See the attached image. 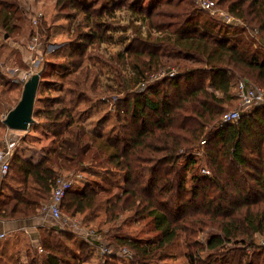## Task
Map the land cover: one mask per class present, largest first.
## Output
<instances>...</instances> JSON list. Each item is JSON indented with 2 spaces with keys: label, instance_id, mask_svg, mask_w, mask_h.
<instances>
[{
  "label": "trees",
  "instance_id": "trees-1",
  "mask_svg": "<svg viewBox=\"0 0 264 264\" xmlns=\"http://www.w3.org/2000/svg\"><path fill=\"white\" fill-rule=\"evenodd\" d=\"M234 1L218 0V4L231 7ZM247 1L246 13H238L241 22L227 24L229 28L194 0L148 4L140 0L125 5L161 32L146 37L137 33L126 47L128 54L145 55L157 65L173 64L175 75L151 84L141 81L138 90L127 92L118 101V130L110 135L88 128L73 106L39 112L46 126L58 128L55 140L39 160L14 152L0 191V216L39 214L60 177L84 173L82 186L66 193L62 209L87 216L100 210L106 223L118 221L128 211L135 222L147 220L144 226L155 231L153 236L140 237L123 232L121 223L116 231L107 232L109 244L128 247L134 255L106 257L104 264H170L166 260L175 254L169 251L181 245L178 241L185 247L187 264H264L260 261L264 256V104L237 121L221 120L224 96L230 95L234 84L237 87L239 78L251 76L264 84V45L256 43L258 37L264 39V0ZM85 7L95 17L99 37L106 38L108 25L102 16L115 5ZM18 12L17 0H0V25L13 29ZM83 94L79 93L78 103ZM4 109L0 102V114ZM4 116L0 129L7 131L0 134V148L10 130ZM200 147H205L203 158L212 173L199 168L202 157L194 152ZM11 169L17 187L8 192ZM116 172L122 180L108 183L104 174ZM87 173L100 180L91 183ZM202 233L203 241L198 238ZM40 234V249L30 247L24 263L17 260L15 241H0V264L102 262L82 238L76 248L78 238L69 229L46 228ZM238 251H243L240 256Z\"/></svg>",
  "mask_w": 264,
  "mask_h": 264
},
{
  "label": "rangeland",
  "instance_id": "rangeland-1",
  "mask_svg": "<svg viewBox=\"0 0 264 264\" xmlns=\"http://www.w3.org/2000/svg\"><path fill=\"white\" fill-rule=\"evenodd\" d=\"M17 1L19 12L14 17L13 29L8 30L0 25V102L6 108L0 116L6 115L7 109L13 108L18 103L24 83L32 74L39 72L41 80L36 95L34 122L28 130H12L10 137L18 140L16 151L25 153L31 159L39 160L48 152L55 140L54 131L58 130L45 125V119L40 115L42 111L73 106L76 117H81L88 128L110 135L118 130L119 114H121L118 101L127 92L138 90L141 81L151 84L155 80L173 74L176 70L173 64L157 65L145 55H130L126 51V47L135 41L137 33H140L141 37H146L149 33L153 36L161 33L150 27L147 21L144 23L138 19L135 13L125 6L140 0H83L84 5L80 0ZM120 1L123 5L118 4ZM148 1L151 0H146L145 4H148ZM88 3L97 8L102 5H115L114 9L106 11L102 16V20L108 25L106 38L99 37L100 31L95 23V17L92 11L85 7ZM219 6L223 9H232L236 15L244 14L248 8V1L235 0L231 7H227V3H219ZM224 24L226 26L228 23ZM229 30L233 28L230 27ZM94 36L96 38H93ZM91 38L94 41L92 43ZM258 38L256 42L258 46L264 45V39ZM119 53H122L123 57L118 58ZM178 72L183 70L178 68ZM246 78L252 84L264 85L251 76L241 77L236 83ZM80 92L84 94L78 103L77 97ZM217 94L222 96L221 92ZM224 97L226 111L239 107L236 84L233 85L230 95ZM5 131L7 129H0V134ZM204 149L205 147H200L194 153L202 157L199 165L201 172L208 174L207 170L211 173L212 171L203 158ZM13 161L11 164L14 166ZM11 170L8 192H11V188L17 187L13 179L15 169ZM95 170L105 172L101 167H96ZM87 174L91 183L95 182V179L100 180L93 174ZM104 176L108 177V183L122 180L118 172L105 173ZM84 179L86 175L81 173L75 187L82 186ZM63 215L67 222L64 219L62 222L78 238L76 248L82 237L78 231H72V223L75 220L80 226L94 228L103 234V239L106 241L107 232L116 231L115 227H120L121 223H123V232L131 231L140 237H150L155 234L151 227L144 226L147 220L140 219V222H135L128 211L121 215V219L111 223L105 222L106 214L100 210L87 216L81 213L71 215L63 208ZM205 236L206 234L202 233L198 238L203 241ZM178 242L181 245L169 251L174 252V257L166 261L170 264H187L183 242ZM68 243L73 244L72 240H68ZM73 246L75 247V244ZM242 252L238 251V256ZM260 261H264V256Z\"/></svg>",
  "mask_w": 264,
  "mask_h": 264
},
{
  "label": "built area",
  "instance_id": "built-area-1",
  "mask_svg": "<svg viewBox=\"0 0 264 264\" xmlns=\"http://www.w3.org/2000/svg\"><path fill=\"white\" fill-rule=\"evenodd\" d=\"M199 8L205 9L212 15H216L223 22L230 25L241 22V19L232 9H223L219 6L218 0H194ZM33 49L35 46H31ZM171 72V71H170ZM176 72V70H175ZM175 72L173 74H175ZM171 74V75H173ZM237 99L239 107L224 112L221 120L222 122H234L240 119V117L247 112H250L257 104H264V87L252 84L247 80H240L236 87ZM18 146V140L7 139L4 145L0 148V174L5 175L10 169V160L12 155ZM208 171V170H207ZM210 171H208L209 173ZM81 173L70 175L67 177H60L57 180L56 186L52 192L51 198L44 203L41 208V216L44 219L51 220L52 226L57 229H68L62 222L64 218L62 204L66 193L75 188L79 182ZM73 230L78 231L82 239L91 245L96 252L102 257L101 264H104L106 257H112L113 255H119L127 258L133 257V251L128 247L117 248L113 244H109L108 241L103 239V235L94 228L82 227L78 221L72 223ZM264 243V238L262 239Z\"/></svg>",
  "mask_w": 264,
  "mask_h": 264
},
{
  "label": "crops",
  "instance_id": "crops-1",
  "mask_svg": "<svg viewBox=\"0 0 264 264\" xmlns=\"http://www.w3.org/2000/svg\"><path fill=\"white\" fill-rule=\"evenodd\" d=\"M12 130L6 133V140L12 136ZM5 140V141H6ZM18 149V147H17ZM16 151V150H15ZM25 158L28 157L25 153L20 152ZM35 160V159H33ZM4 175L0 174V191L3 183ZM52 226V221L42 218L41 213L28 217L6 218L0 216V241L6 240L15 241L16 257L19 263H24L28 259L30 247L40 249L39 237L41 231ZM1 246V245H0ZM1 249V247H0ZM22 253V254H21ZM22 259V260H21Z\"/></svg>",
  "mask_w": 264,
  "mask_h": 264
},
{
  "label": "water",
  "instance_id": "water-1",
  "mask_svg": "<svg viewBox=\"0 0 264 264\" xmlns=\"http://www.w3.org/2000/svg\"><path fill=\"white\" fill-rule=\"evenodd\" d=\"M40 80L41 75L37 72L24 83L20 100L4 117V123L10 130L25 131L34 122V107Z\"/></svg>",
  "mask_w": 264,
  "mask_h": 264
}]
</instances>
